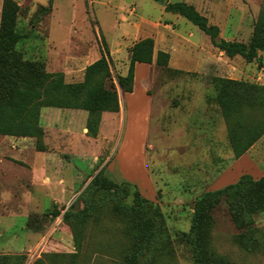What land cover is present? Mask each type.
Here are the masks:
<instances>
[{
	"label": "rangeland",
	"instance_id": "obj_1",
	"mask_svg": "<svg viewBox=\"0 0 264 264\" xmlns=\"http://www.w3.org/2000/svg\"><path fill=\"white\" fill-rule=\"evenodd\" d=\"M13 1L20 7L19 31L31 32L19 46L23 61L48 74L63 72L67 83L82 81L85 68L100 58L104 46L115 77L127 74L130 49L140 39L153 38L155 51L171 58L167 67L137 64L133 92L118 88L123 111L102 115L97 137L88 134L86 111L54 108L41 110L45 150L37 149L36 138L0 135V256H23L25 264H32L44 254L74 253V234L63 215L83 207L81 194L103 171L136 186L160 207L172 240L158 264H193L190 248L174 234L190 231L197 198L243 174L256 179L264 174V136L244 157L233 159L213 80L264 85V53L262 65L228 58L208 35L185 18L166 13L164 2L155 0ZM169 1L194 5L210 25L219 27L220 38L246 44L264 4ZM42 6H51V11L38 20ZM112 205L97 225L86 228L93 234L85 244L90 264H119L127 245L124 224L111 214ZM212 222V251L229 264H264L263 252H249L235 240L241 230L226 205L212 212ZM254 226L264 233V215L254 217ZM100 247L109 253H101Z\"/></svg>",
	"mask_w": 264,
	"mask_h": 264
},
{
	"label": "trees",
	"instance_id": "obj_2",
	"mask_svg": "<svg viewBox=\"0 0 264 264\" xmlns=\"http://www.w3.org/2000/svg\"><path fill=\"white\" fill-rule=\"evenodd\" d=\"M164 2L166 13L179 15L210 37L211 43L228 58L242 57L245 62L263 64L264 53V4L254 25L248 44L220 38V29L210 25L194 5L186 2ZM20 7L13 0H5L0 19V135L36 138L37 149L45 150L40 124L44 108L83 110L88 113L87 130L91 137L99 133L103 113H118L120 100L118 88L132 93L136 65L167 67L170 54L155 53V40L140 39L130 49V63L126 75L115 77L112 72L110 51L104 46L98 60L85 68L80 82L67 83L65 74L45 73L30 61H23L19 46L30 39V33L18 29ZM51 6H42V15ZM214 99L221 109L228 127V139L233 159L238 160L264 136V85L228 78H214ZM132 203H128L127 199ZM82 208H70L63 215L74 234L75 252L72 254L49 253L32 264H90L91 256L85 244L93 234L86 228L98 224L100 217L113 205L110 212L124 224L123 236L127 245L122 250L119 264H158L166 257L171 235L160 207L145 198L136 186L119 183L99 172L80 196ZM226 205L241 233L235 240L249 252L264 253V233L254 226V217L264 215V174L259 179L243 174L233 183L207 191L197 198L189 232L174 234L192 253L193 264H229L225 256L211 250L209 236L212 212ZM58 214V213H57ZM101 253H109L100 247ZM23 256H0V264H25Z\"/></svg>",
	"mask_w": 264,
	"mask_h": 264
},
{
	"label": "crops",
	"instance_id": "obj_3",
	"mask_svg": "<svg viewBox=\"0 0 264 264\" xmlns=\"http://www.w3.org/2000/svg\"><path fill=\"white\" fill-rule=\"evenodd\" d=\"M133 45H134V44H133ZM157 52H158V51H157ZM157 52L155 51V53H157ZM138 64H139V63H138ZM146 65H147V64H146ZM136 66H137V65H136ZM135 77H136V75H135ZM134 85H135V84H134ZM129 94H130V93H129ZM121 111H123L122 106H121ZM121 111H120V112H121ZM120 112H119V113H103V115H116V114L120 115ZM108 117H109V116H108ZM104 119H105V118H104ZM104 119H103V121H104ZM117 119H118L117 117L114 118V119L112 120V122H113V121H117ZM103 123H104V122H103ZM113 123H114V122H113ZM113 125H115V124H113ZM244 156H245V155H244ZM244 156H243V157H244ZM241 158H242V157H241ZM241 158H240V159H241ZM122 172H123V170H122ZM122 172H121V173H122Z\"/></svg>",
	"mask_w": 264,
	"mask_h": 264
}]
</instances>
